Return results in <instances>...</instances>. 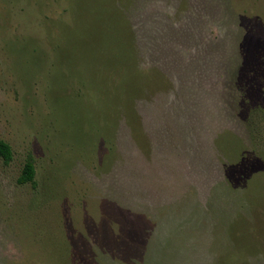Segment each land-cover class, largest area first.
<instances>
[{
  "label": "rangeland",
  "instance_id": "374dc122",
  "mask_svg": "<svg viewBox=\"0 0 264 264\" xmlns=\"http://www.w3.org/2000/svg\"><path fill=\"white\" fill-rule=\"evenodd\" d=\"M0 138V264H264V0H0Z\"/></svg>",
  "mask_w": 264,
  "mask_h": 264
},
{
  "label": "trees",
  "instance_id": "16d2710c",
  "mask_svg": "<svg viewBox=\"0 0 264 264\" xmlns=\"http://www.w3.org/2000/svg\"><path fill=\"white\" fill-rule=\"evenodd\" d=\"M0 159L5 164H9L13 159V151L11 146L0 138ZM36 177V169L33 159L30 157L25 163L22 175L18 179L20 185L34 184Z\"/></svg>",
  "mask_w": 264,
  "mask_h": 264
}]
</instances>
